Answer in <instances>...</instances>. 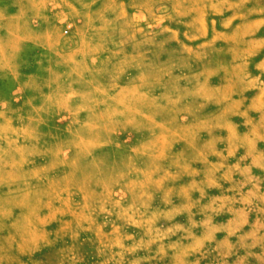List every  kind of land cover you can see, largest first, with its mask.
I'll return each instance as SVG.
<instances>
[{
    "label": "rangeland",
    "instance_id": "374dc122",
    "mask_svg": "<svg viewBox=\"0 0 264 264\" xmlns=\"http://www.w3.org/2000/svg\"><path fill=\"white\" fill-rule=\"evenodd\" d=\"M0 264H264V0H0Z\"/></svg>",
    "mask_w": 264,
    "mask_h": 264
}]
</instances>
